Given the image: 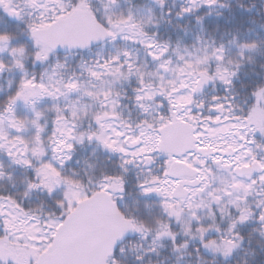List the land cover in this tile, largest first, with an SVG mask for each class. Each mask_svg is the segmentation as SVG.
<instances>
[{"label": "snow or ice", "instance_id": "6c2138e0", "mask_svg": "<svg viewBox=\"0 0 264 264\" xmlns=\"http://www.w3.org/2000/svg\"><path fill=\"white\" fill-rule=\"evenodd\" d=\"M0 264H264V0H0Z\"/></svg>", "mask_w": 264, "mask_h": 264}]
</instances>
